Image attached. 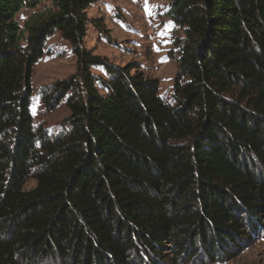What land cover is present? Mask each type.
Masks as SVG:
<instances>
[{
    "label": "trees",
    "instance_id": "1",
    "mask_svg": "<svg viewBox=\"0 0 264 264\" xmlns=\"http://www.w3.org/2000/svg\"><path fill=\"white\" fill-rule=\"evenodd\" d=\"M166 1L169 99L83 47L94 0H0V264H160L168 246L214 261L264 222V0ZM54 32L77 59L42 95L69 110L57 133L29 109Z\"/></svg>",
    "mask_w": 264,
    "mask_h": 264
},
{
    "label": "rangeland",
    "instance_id": "2",
    "mask_svg": "<svg viewBox=\"0 0 264 264\" xmlns=\"http://www.w3.org/2000/svg\"><path fill=\"white\" fill-rule=\"evenodd\" d=\"M50 6L49 2H42L35 9L22 8L16 14V20L23 27L33 13ZM166 9V0H94L87 9L90 22L82 45L116 65L138 64L145 76L158 80L159 93L169 99L178 70L174 37L182 32L166 16ZM76 67L77 59L70 43L59 32L48 36L43 55L33 65L31 73L29 109L35 127L43 126L51 133L59 131L64 118L69 115L65 101L61 99L54 106L47 107L42 95L54 82L73 75ZM92 71L103 74L100 69L93 68ZM34 184L35 181L29 178L25 188ZM254 228L249 238L242 236V243L226 241L227 247L222 245V250L216 251L218 258L214 261L203 256L201 251L193 258H190L193 252L177 256L175 247L168 245L157 260L160 264H172V259L179 264H264V222ZM199 247L201 245L197 244Z\"/></svg>",
    "mask_w": 264,
    "mask_h": 264
}]
</instances>
